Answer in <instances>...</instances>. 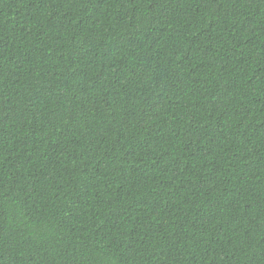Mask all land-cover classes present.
Segmentation results:
<instances>
[{"label":"trees","instance_id":"16d2710c","mask_svg":"<svg viewBox=\"0 0 264 264\" xmlns=\"http://www.w3.org/2000/svg\"><path fill=\"white\" fill-rule=\"evenodd\" d=\"M0 264H264V0H0Z\"/></svg>","mask_w":264,"mask_h":264}]
</instances>
